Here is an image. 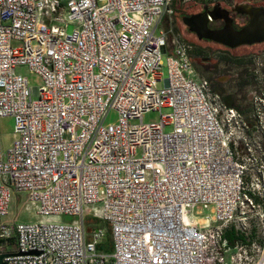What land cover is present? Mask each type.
<instances>
[{
    "label": "built area",
    "instance_id": "2783aa9c",
    "mask_svg": "<svg viewBox=\"0 0 264 264\" xmlns=\"http://www.w3.org/2000/svg\"><path fill=\"white\" fill-rule=\"evenodd\" d=\"M190 1L0 0V119L14 117L16 137L5 153L0 132L8 264H253L262 254L250 231L264 229L260 137L213 99L194 45L165 29ZM14 193L38 216L77 219L3 222ZM201 209L211 215L199 221ZM89 216L109 224L111 252ZM231 227L244 237L234 246Z\"/></svg>",
    "mask_w": 264,
    "mask_h": 264
},
{
    "label": "flooded vegetation",
    "instance_id": "af4514ba",
    "mask_svg": "<svg viewBox=\"0 0 264 264\" xmlns=\"http://www.w3.org/2000/svg\"><path fill=\"white\" fill-rule=\"evenodd\" d=\"M224 1L226 0H219L218 3L222 9L228 10L230 15L234 16V26L238 29L246 26L250 17L238 14L234 11L236 5L226 6ZM237 5L264 8V0H241ZM214 6L210 0H203L198 11L182 15V18L201 14L206 8L212 10ZM179 9L178 7L175 15ZM224 24L223 20H215L210 23V28H219ZM200 42L209 44V56H194L193 64L199 72L208 69V82L213 99L227 100L230 106L225 103L224 105L235 110L244 120L252 141L254 134L264 136V42L245 45L250 46L249 49L242 46L230 48L207 40ZM194 47L197 53L198 47ZM254 47L256 48L253 49Z\"/></svg>",
    "mask_w": 264,
    "mask_h": 264
},
{
    "label": "rangeland",
    "instance_id": "374dc122",
    "mask_svg": "<svg viewBox=\"0 0 264 264\" xmlns=\"http://www.w3.org/2000/svg\"><path fill=\"white\" fill-rule=\"evenodd\" d=\"M202 1L203 0H191L190 2L183 4L180 6L178 14L175 15L172 23H166L165 29L171 28L174 30L175 33H179L185 40L192 43L194 46L198 47L197 54H200L201 56L208 57L210 48L209 44H206L204 42H200L198 38L193 35L188 28L184 25L182 21V15H188L192 12L198 11L202 7ZM212 2V0H210ZM241 0H226L223 2L224 5H237ZM214 4V3H212ZM216 5V4H215ZM162 28L158 29V33ZM242 48H251L250 46H242ZM254 47L253 49H255ZM250 49V50H253ZM17 74H21L25 77H28L30 81L31 87H40L42 85L41 78L30 71V69L26 66H20L16 70ZM163 79H167L168 77V69L165 66L162 69ZM201 75L204 76L209 81V75H208V69L200 71ZM116 112H111L107 118V123L114 122L116 120ZM159 120V113H150L147 114L144 118V121L146 123L151 121H158ZM0 132H1V143L3 151L6 153L8 150L12 147L13 142L15 141V119L14 117H6L0 119ZM258 139L255 144H261L262 148H258V151L261 149L264 151V136L257 135ZM261 158V154L254 153V157L258 159ZM264 158V157H262ZM264 161V160H263ZM26 200V194L25 193H14L11 201L10 206V213L9 216H6L2 219L3 222H12L14 219L17 218L18 223L21 224H34L38 221H44V222H56L61 224H70L73 221L77 219V217L70 216V215H62L60 217L47 219L43 218L41 216H38L36 209L33 206H27V208H24L23 203ZM264 208V207H263ZM202 214L199 216H196L200 221H202L201 218H208L211 215V209L202 210ZM87 223H91L94 226H101L103 228L108 229V235H110L109 230V224L102 222V221H96L92 216L87 217ZM261 229H263L262 226L258 227L256 222H254L251 225L250 231L254 234H257L258 241L262 244L263 252L262 254L256 259V261L253 264H264V237L260 235ZM264 230V229H263ZM259 233V234H258ZM111 236V235H110ZM111 238V237H110ZM14 239V238H13ZM107 240V239H106ZM111 240V239H110ZM4 248L8 251H14L16 249V243L12 240H8L4 244Z\"/></svg>",
    "mask_w": 264,
    "mask_h": 264
},
{
    "label": "water",
    "instance_id": "95a60500",
    "mask_svg": "<svg viewBox=\"0 0 264 264\" xmlns=\"http://www.w3.org/2000/svg\"><path fill=\"white\" fill-rule=\"evenodd\" d=\"M234 11L241 15H248L249 23L240 29L236 28L234 16H231L228 10L222 9L220 3H217L212 10L206 8L201 14L185 16L182 21L200 41H212L230 48L263 43L264 8L236 5ZM215 20H223L225 24L222 27L211 29L210 23ZM10 255L13 254H0V264H8L5 259Z\"/></svg>",
    "mask_w": 264,
    "mask_h": 264
},
{
    "label": "trees",
    "instance_id": "16d2710c",
    "mask_svg": "<svg viewBox=\"0 0 264 264\" xmlns=\"http://www.w3.org/2000/svg\"><path fill=\"white\" fill-rule=\"evenodd\" d=\"M200 54L195 53L194 56H199ZM223 103L227 104L230 106V104L227 102V100H222ZM111 236L108 235L106 239L104 240V243L101 244L98 249L103 250L106 252H111L112 251V239L110 238ZM224 238L232 245L234 246L237 242L244 241V237L238 233L233 227L226 229L224 233ZM111 239V240H110ZM12 241L15 242V239H11ZM16 243V242H15Z\"/></svg>",
    "mask_w": 264,
    "mask_h": 264
},
{
    "label": "bare ground",
    "instance_id": "6f19581e",
    "mask_svg": "<svg viewBox=\"0 0 264 264\" xmlns=\"http://www.w3.org/2000/svg\"><path fill=\"white\" fill-rule=\"evenodd\" d=\"M199 220V219H198ZM200 221V220H199Z\"/></svg>",
    "mask_w": 264,
    "mask_h": 264
}]
</instances>
